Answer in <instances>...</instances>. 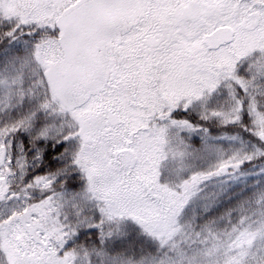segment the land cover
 Listing matches in <instances>:
<instances>
[{
    "label": "snow or ice",
    "instance_id": "1",
    "mask_svg": "<svg viewBox=\"0 0 264 264\" xmlns=\"http://www.w3.org/2000/svg\"><path fill=\"white\" fill-rule=\"evenodd\" d=\"M0 264H264V0H0Z\"/></svg>",
    "mask_w": 264,
    "mask_h": 264
}]
</instances>
